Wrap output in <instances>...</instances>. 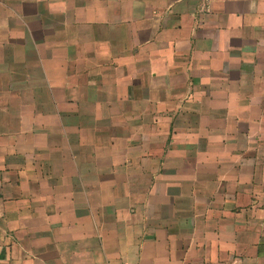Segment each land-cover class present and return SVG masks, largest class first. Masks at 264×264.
Listing matches in <instances>:
<instances>
[{"label":"crops","instance_id":"crops-1","mask_svg":"<svg viewBox=\"0 0 264 264\" xmlns=\"http://www.w3.org/2000/svg\"><path fill=\"white\" fill-rule=\"evenodd\" d=\"M0 264H264V0H0Z\"/></svg>","mask_w":264,"mask_h":264}]
</instances>
